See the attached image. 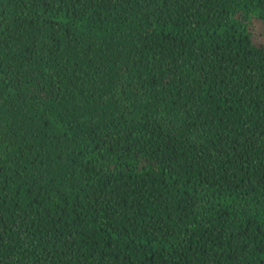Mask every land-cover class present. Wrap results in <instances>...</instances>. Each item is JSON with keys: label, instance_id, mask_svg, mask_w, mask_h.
Segmentation results:
<instances>
[{"label": "trees", "instance_id": "1", "mask_svg": "<svg viewBox=\"0 0 264 264\" xmlns=\"http://www.w3.org/2000/svg\"><path fill=\"white\" fill-rule=\"evenodd\" d=\"M0 264H264V0H0Z\"/></svg>", "mask_w": 264, "mask_h": 264}]
</instances>
